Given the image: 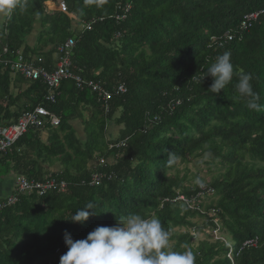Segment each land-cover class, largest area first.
<instances>
[{
    "label": "trees",
    "instance_id": "1",
    "mask_svg": "<svg viewBox=\"0 0 264 264\" xmlns=\"http://www.w3.org/2000/svg\"><path fill=\"white\" fill-rule=\"evenodd\" d=\"M49 2L55 6L46 7ZM125 4L130 10L115 21ZM16 5L0 25L7 58L19 51L52 71L56 47L70 39L73 75L107 91L123 84L126 92L111 93L105 112L87 87L78 90L65 80L49 104L43 85L0 65V125L36 106L58 120L57 127L28 129L1 155L0 185L12 176L42 181L52 175L65 183L63 193L18 195L0 211V264H59L67 252L65 232L85 239L98 226H112L132 213L158 217L170 232V248L183 251L187 245L196 264H264V109H249L250 98L235 89L243 69L264 105V0H16ZM252 13H259L257 20L240 31L242 18ZM90 21V31L80 29ZM226 31L231 42L210 44ZM225 51L235 74L220 93L211 94L212 79L200 85L197 78ZM75 121L82 136L71 125ZM111 126L118 129L115 139ZM173 154L177 159L170 162ZM202 157L219 165L208 184L188 186L185 177L171 174L177 164ZM93 173L104 176L98 186L89 183ZM199 186L213 191L196 200L201 211L173 202L178 195H195ZM89 202L98 215L71 222ZM216 226L229 246L213 241ZM194 233L205 240L194 245ZM250 239L256 245L240 250Z\"/></svg>",
    "mask_w": 264,
    "mask_h": 264
},
{
    "label": "clouds",
    "instance_id": "2",
    "mask_svg": "<svg viewBox=\"0 0 264 264\" xmlns=\"http://www.w3.org/2000/svg\"><path fill=\"white\" fill-rule=\"evenodd\" d=\"M16 6V0H0V10L11 11ZM234 74L231 53L225 51L197 78V83L201 85L205 77H210L212 83L207 92L218 94L232 81ZM251 81L252 76L241 69L235 89L240 96L250 98L249 109L260 111L264 105L259 103L260 96L253 91ZM175 159L174 154L170 156V162ZM12 178L14 180L15 176ZM195 182L201 183L199 179ZM95 207L92 202L87 203L72 215L71 222L82 224L98 215ZM64 243L67 252L60 257L59 264H196V255L187 245L183 251L170 248V232L154 215L128 214L112 226H98L81 240H73L65 232Z\"/></svg>",
    "mask_w": 264,
    "mask_h": 264
},
{
    "label": "built area",
    "instance_id": "3",
    "mask_svg": "<svg viewBox=\"0 0 264 264\" xmlns=\"http://www.w3.org/2000/svg\"><path fill=\"white\" fill-rule=\"evenodd\" d=\"M47 5V4H46ZM121 7V8H120ZM117 7L120 8V13L114 16L115 21H121L124 19L125 15L130 10V6L125 4L124 6ZM58 8L61 12H65L66 8L62 2L58 3ZM259 13H252L245 15L240 23L239 30L246 31L251 23L257 20ZM94 21L84 22L80 24V29L84 31H90ZM232 41V36L229 32L223 33L220 37H212L210 39V44L221 47L222 45ZM74 46V42L70 39L66 40L64 43L56 47L57 62L55 68L52 71H46L45 69L38 67L40 63L39 58L28 59L22 55L21 52L17 51L14 54V59H9L7 47L0 48V65L4 69H8L12 74H16L23 79L30 82H39L46 89V95L44 97L45 102L53 104L56 97L58 96V88L61 82L65 80H71L74 82L75 87L78 90H82L85 86L92 94L96 95L98 102L105 106V112H107V103L111 97V93L114 95H122L126 92V88L123 84H119L116 88L111 91L104 89L99 83L84 82L79 77L73 75L70 72V53ZM102 105V106H103ZM52 127H57L58 120L50 114L44 107L36 106L33 110L23 112L16 122L10 125H0V157L8 153L14 144L27 132L30 128L40 129L48 124ZM99 166H103V160L99 161ZM103 175L93 173L90 176V185L98 186ZM65 190V183L56 179L52 175H48L42 179V181L25 180L21 177H15L13 180V194L5 196L0 201V211L6 207L13 206L17 201L18 195L31 196L36 195L38 197L43 196L47 192H57L63 193ZM195 195L190 198L178 195L173 202H181L185 204L188 209L200 210L196 200L202 198V196L212 195L213 191L205 186H199L197 188ZM198 203V202H197ZM201 211V210H200ZM211 214L213 211L211 210ZM211 236L213 241H221L224 245L229 246L227 241H225L220 235L218 226L211 231ZM256 245V239H250L245 241L241 248L254 247ZM232 252L229 251L227 258L231 259Z\"/></svg>",
    "mask_w": 264,
    "mask_h": 264
},
{
    "label": "rangeland",
    "instance_id": "4",
    "mask_svg": "<svg viewBox=\"0 0 264 264\" xmlns=\"http://www.w3.org/2000/svg\"><path fill=\"white\" fill-rule=\"evenodd\" d=\"M46 7H53L55 6V2H49L46 3ZM7 10H0V25H2V23H4L5 19L7 18ZM34 37L35 34H32L29 38H28V44L30 46H32L34 44ZM13 94H15V91H12ZM117 116V115H116ZM74 129L77 131V135L82 136V132H81V126L80 123L78 121H75L71 124ZM110 126V125H109ZM117 131L118 129L115 126H111L108 129V133L111 135V137L113 139H115L117 137ZM41 139L44 141L46 139V135L45 133L41 134ZM57 166H53L51 169L53 170H57ZM219 165L217 164L216 161L211 162V160L209 158H198L193 160L191 163L184 165V164H177L176 165V170L175 172L171 173L172 175L177 174L178 178H183L185 177L186 181L184 182L185 185L188 186H194L195 184H197L195 181L197 179H199L200 181H202V183L204 184H208L210 181H212L215 176L218 175L219 173ZM193 222H196L197 224H201V220H194ZM194 237V241L193 244L195 245L197 242L199 241H203L205 240V236L204 234H192Z\"/></svg>",
    "mask_w": 264,
    "mask_h": 264
},
{
    "label": "crops",
    "instance_id": "5",
    "mask_svg": "<svg viewBox=\"0 0 264 264\" xmlns=\"http://www.w3.org/2000/svg\"><path fill=\"white\" fill-rule=\"evenodd\" d=\"M43 134H44V132H43ZM49 170L52 172L55 171L54 169L52 170L51 168ZM12 180H13V178L12 179L9 178V179L3 181V185H0V198H3V197L10 194V192H11L10 190H11L12 184H13Z\"/></svg>",
    "mask_w": 264,
    "mask_h": 264
},
{
    "label": "bare ground",
    "instance_id": "6",
    "mask_svg": "<svg viewBox=\"0 0 264 264\" xmlns=\"http://www.w3.org/2000/svg\"><path fill=\"white\" fill-rule=\"evenodd\" d=\"M25 80V79H24ZM25 81H27V80H25ZM28 82H30V81H28Z\"/></svg>",
    "mask_w": 264,
    "mask_h": 264
}]
</instances>
